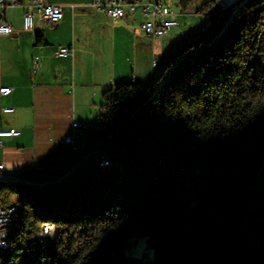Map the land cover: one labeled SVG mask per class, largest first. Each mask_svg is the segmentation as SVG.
<instances>
[{"label":"trees","instance_id":"1","mask_svg":"<svg viewBox=\"0 0 264 264\" xmlns=\"http://www.w3.org/2000/svg\"><path fill=\"white\" fill-rule=\"evenodd\" d=\"M89 138L58 183L31 181L69 169L0 186L20 208L0 264H264V0L221 6L153 82L107 89ZM138 238L147 263L127 253Z\"/></svg>","mask_w":264,"mask_h":264},{"label":"crops","instance_id":"2","mask_svg":"<svg viewBox=\"0 0 264 264\" xmlns=\"http://www.w3.org/2000/svg\"><path fill=\"white\" fill-rule=\"evenodd\" d=\"M41 1L59 6L63 18L50 23L34 10V27L26 30L24 14L32 0H21L1 13L13 34L0 38V87H12L13 92L1 96L0 106L14 111L1 115L0 128L22 131L0 147V164L9 175L22 169L71 168L78 152L63 138L73 123L85 124L90 134L100 122L107 89L119 83L153 82L181 46L212 25V16L206 23L199 9L202 30L179 33L190 6L182 13L172 11L180 24L165 36L153 37L142 30L140 11L114 20L94 7V0ZM63 46L72 48L73 55L58 56ZM37 56L40 65L34 71ZM79 141H84L77 143L80 150L89 148L87 140Z\"/></svg>","mask_w":264,"mask_h":264},{"label":"built area","instance_id":"3","mask_svg":"<svg viewBox=\"0 0 264 264\" xmlns=\"http://www.w3.org/2000/svg\"><path fill=\"white\" fill-rule=\"evenodd\" d=\"M232 1V0H231ZM221 6L228 4V0H219ZM21 0H0V38L9 37L13 34V28L6 20L1 17V13L8 7L19 5ZM93 6L101 10L114 20L126 19L130 14L140 11L143 16L141 24L142 30L153 37L165 36L169 31L180 24L179 20L172 18V10L165 0H94ZM34 10H36L44 19L50 23H55L61 20L64 16L63 11L59 6L51 3H45L41 0H32L30 5L26 6L24 14V27L26 30H31L34 27ZM60 57L73 55V49L70 47H60L57 51ZM40 65V58L37 56L34 60V71H37ZM156 65V62H154ZM12 87H0L1 96L12 94ZM13 107L0 106V117L3 113H11ZM22 131L17 128H0V147L5 146V142L9 138L21 136ZM88 126L80 122L73 123V129L64 138V143L72 146L75 151L79 150L77 145L79 140H87L88 146L102 145L101 140L89 138ZM6 166L0 164V179L7 176L20 177L19 174L9 175L5 173ZM25 179V178H23ZM18 204L4 205L0 202V252L5 250V241L7 232L11 226L16 223L15 208ZM42 238L48 243L49 232L46 227L42 234Z\"/></svg>","mask_w":264,"mask_h":264},{"label":"rangeland","instance_id":"4","mask_svg":"<svg viewBox=\"0 0 264 264\" xmlns=\"http://www.w3.org/2000/svg\"><path fill=\"white\" fill-rule=\"evenodd\" d=\"M206 0H194L191 7L188 10V14L184 15L185 18H181V28L179 30V33L184 31L186 32L187 30H190V32L194 33V31H201L202 27H203V18L200 17L197 13V11L200 9L201 5L205 2ZM231 0H228V4H225V6H222L223 8H229L231 6H234L237 3V0H235L233 2V4L231 3ZM167 3L169 4L170 8L172 9L173 12H179L182 13L183 12V8L181 6L180 0H167ZM231 3V4H230ZM219 8H221L220 2L217 4L216 8L212 11H207L205 12L204 19L205 22L207 21L206 19H210L211 16L213 15V13L218 10ZM207 23V22H206ZM210 25V24H208ZM207 24H205V26H208ZM201 34V33H200ZM80 145H83L84 141H79L78 142ZM99 146V145H98ZM97 146V147H98ZM95 148V146H94ZM93 149V148H92ZM92 150L88 153V155H86L83 159L77 161L76 159V163L78 162V167L77 169L81 168L83 161L85 160V158L87 156H89L91 154ZM75 164V161L74 163ZM72 164V165H73ZM76 169V170H77ZM75 170V171H76ZM61 177V176H60ZM60 177L55 178L51 181H45V182H38V181H31L32 185H52V184H56L58 183L60 180H62L64 177ZM5 183L4 181H0V186ZM31 185V184H30ZM46 227L48 228V232L51 234V240L53 242V238H54V232H55V228L53 225L47 224ZM13 230L10 228L7 232V237H6V241H5V248L9 245V234L12 232ZM57 235H55L54 240H56ZM48 244H54V243H49ZM127 253L141 258L145 263H147L148 260H150L151 257H153L154 254V250L153 247L149 246L148 241L146 238H138L136 240L135 243H133L127 250Z\"/></svg>","mask_w":264,"mask_h":264},{"label":"bare ground","instance_id":"5","mask_svg":"<svg viewBox=\"0 0 264 264\" xmlns=\"http://www.w3.org/2000/svg\"><path fill=\"white\" fill-rule=\"evenodd\" d=\"M235 0H232V4H233V2H234ZM230 3V4H231ZM97 148V146H95V148H94V150ZM79 165V164H78ZM78 165H77V167H78ZM77 167L75 168V169H77ZM6 180H10V181H23V182H26V183H28L27 181H25V180H23L22 178H18V177H15V176H7V177H3V178H1L0 179V181H6ZM19 212H20V208H19V206L17 205V208H15V217H16V215L17 214H19ZM51 225V224H50ZM13 227L14 226H11L10 228L11 229H13ZM46 229H47V231H48V228L46 227ZM49 241L50 242H52V240H51V234L49 233V238H48V243H49Z\"/></svg>","mask_w":264,"mask_h":264},{"label":"water","instance_id":"6","mask_svg":"<svg viewBox=\"0 0 264 264\" xmlns=\"http://www.w3.org/2000/svg\"><path fill=\"white\" fill-rule=\"evenodd\" d=\"M93 139V138H92ZM90 148V147H89ZM79 150H77V152H78ZM77 165H78V162L76 163L75 162V164L71 167V168H69V170L65 173V174H63L61 177H65V176H67V175H69V174H71L74 170H75V168L77 167ZM61 177H60V179H61Z\"/></svg>","mask_w":264,"mask_h":264}]
</instances>
